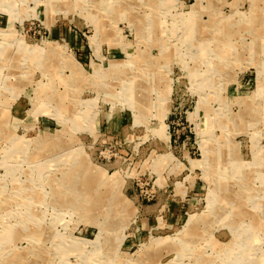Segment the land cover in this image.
<instances>
[{
	"label": "rangeland",
	"instance_id": "374dc122",
	"mask_svg": "<svg viewBox=\"0 0 264 264\" xmlns=\"http://www.w3.org/2000/svg\"><path fill=\"white\" fill-rule=\"evenodd\" d=\"M144 263L264 264V0H0V264Z\"/></svg>",
	"mask_w": 264,
	"mask_h": 264
},
{
	"label": "bare ground",
	"instance_id": "6f19581e",
	"mask_svg": "<svg viewBox=\"0 0 264 264\" xmlns=\"http://www.w3.org/2000/svg\"><path fill=\"white\" fill-rule=\"evenodd\" d=\"M72 4H73V3H72ZM72 4H71V5H72ZM191 37H192V36H191ZM60 112H61V111H60ZM70 116H71V115H70ZM58 136H59V135H58ZM59 137H60V136H59ZM42 140H43V139H42ZM13 141H14V140H13ZM16 142H17V141H16ZM36 143H37V140H36ZM42 143H43V142H42ZM37 144H38V143H37ZM48 146H49V145H48ZM50 146H51V145H50ZM51 148H52V147H51ZM45 149H46V148H45ZM43 152H44V151H43ZM38 153H39V152H38ZM26 189H27V188H26ZM19 190H20V189H19ZM221 193H222V192H221ZM221 193H220V194H221ZM213 194H214V192H213ZM218 194H219V192H218ZM226 194H227V193H226ZM228 197H229V196H228ZM216 199H218V198H216ZM223 200H224V199H223ZM225 205H226V204H225ZM243 215H244V214H243ZM194 217H195V216H194ZM238 217H239V216H238ZM230 218H231V217H230ZM243 218H244V217H243ZM196 219H197V218H196ZM196 219H195V220H196ZM192 221H193V219H192ZM16 223H17V222H16ZM192 225H193V224H192ZM249 226H250V225H249ZM248 229H249V228H248ZM248 229H247V230H248ZM190 230H191V229H190ZM196 232H198V231H196ZM185 234H186V232H185ZM244 234H245V233H244ZM254 234H255V233H254ZM256 234H257V233H256ZM259 235H260V234H259ZM187 238H188V237H187ZM173 239H174V238H173ZM178 240H179V239H178ZM165 241H166V240H165ZM173 241H174V240H173ZM247 241H248V240H247ZM169 242H170V241H169ZM249 242H250V241H249ZM7 244H8V243H7ZM241 248L243 249V247H241ZM241 248H240V249H241ZM244 248H246V247H244ZM152 249H153V248H152ZM247 249H248V248H247ZM243 250H244V249H243ZM250 250H251V249H250ZM145 252H146V251H145ZM141 253H142V252H141ZM244 253H246V252H244ZM247 254H248V253H247ZM143 257H144V256H143ZM248 257H249V256H248ZM144 258H145V257H144ZM146 258H148V257H146ZM195 259H196V258H195ZM235 260H236V257H235ZM230 261H231V260H230ZM238 261H239V259H238ZM238 261H237V262H238ZM195 262H197V261H195ZM203 262H204V261H203ZM203 262H201V263H203ZM205 262H206V261H205ZM253 262H254V261H253ZM144 264H145V263H144ZM252 264H254V263H252Z\"/></svg>",
	"mask_w": 264,
	"mask_h": 264
}]
</instances>
